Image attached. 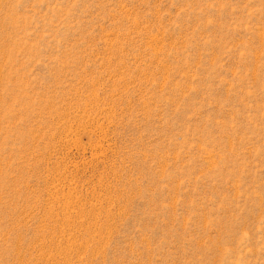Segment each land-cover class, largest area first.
Returning a JSON list of instances; mask_svg holds the SVG:
<instances>
[{
    "label": "rangeland",
    "instance_id": "rangeland-1",
    "mask_svg": "<svg viewBox=\"0 0 264 264\" xmlns=\"http://www.w3.org/2000/svg\"><path fill=\"white\" fill-rule=\"evenodd\" d=\"M0 264H264V0H0Z\"/></svg>",
    "mask_w": 264,
    "mask_h": 264
}]
</instances>
